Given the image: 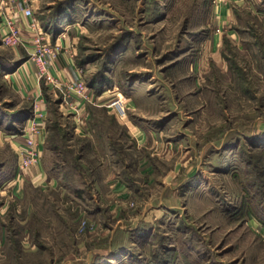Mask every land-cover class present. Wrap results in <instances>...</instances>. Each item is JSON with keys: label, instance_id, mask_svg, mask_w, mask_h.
Wrapping results in <instances>:
<instances>
[{"label": "rangeland", "instance_id": "374dc122", "mask_svg": "<svg viewBox=\"0 0 264 264\" xmlns=\"http://www.w3.org/2000/svg\"><path fill=\"white\" fill-rule=\"evenodd\" d=\"M32 1L93 90L86 110L104 119L94 129L132 145L130 118L154 135L128 154L112 135L113 154L105 136L92 148L71 140L76 97L41 78L45 151L28 168L42 158L47 175L25 178L7 131L35 101L3 70L29 53L0 40V264H264V0ZM118 96L123 115L108 104ZM132 97L144 102L129 111ZM114 180L127 183L124 200Z\"/></svg>", "mask_w": 264, "mask_h": 264}, {"label": "crops", "instance_id": "0c3cea01", "mask_svg": "<svg viewBox=\"0 0 264 264\" xmlns=\"http://www.w3.org/2000/svg\"><path fill=\"white\" fill-rule=\"evenodd\" d=\"M32 4V0H30ZM25 5H28V2L26 0H0V40H1V34L4 32V30L7 29V26L5 25V17L6 16H19L21 17V12L22 9ZM33 5V4H32ZM219 11H221V15L219 14L220 17L222 16H227V13L229 11H227L228 9L224 6H219ZM225 14V15H224ZM24 20V18H22ZM47 33V32H46ZM63 38V37H62ZM62 38L60 36L52 39V44L57 46L59 50V54L57 55V57H52L51 55L48 58V64L47 66H49V68L51 69V72L58 78H60L61 80L65 81H71V82H76L78 79L82 78V74H80L79 69L77 67V65H75L74 63V59L72 58V54L71 51L69 49H67L68 47V43L65 40H62ZM2 67H4L2 65ZM7 71V72H6ZM3 76L5 78H7L9 84H11L12 88L15 90V92L17 94H19L21 97H25V98H30L33 99V101H36L39 104V108L42 109L43 108V99H42V95H43V82H41V78H39V74H38V67L36 66L35 62L29 57L27 56L26 58L22 59L21 61H19L18 64H16V66L14 68H11L9 70H3ZM44 80V79H43ZM47 87V86H46ZM50 87V86H48ZM102 94V93H101ZM104 97L101 96V100ZM105 101L99 102V104L95 105L97 108H99L100 106L106 107V102H108L109 99L104 98ZM127 108L129 111L134 110L136 107L141 106V104L144 101H137L136 98H131V100H127ZM33 103V102H32ZM98 103V102H97ZM107 108V107H106ZM21 111V110H20ZM32 111V109H31ZM22 113V117H23V112ZM78 116H71V121H70V125H69V129L71 131V140L75 137V136H79V137H83L85 136L86 139V143L87 145L92 148L94 145V141H96V144H98V141L101 139L102 137L105 136L103 139L106 142V146L108 147L107 149V153L113 154V151L111 150V146L110 143H113L109 141V145H108V140L111 139V135L112 137H114L115 141H119L117 142L119 144V146H121V152L123 153H129L128 149H131L133 146L136 148H147V144H149V141L151 143V141L153 140L152 137L154 135V131L153 128L148 127L146 122H140V123H136L133 119L131 120L130 118L126 119V122L123 123V128L125 129V131H127V135L129 136V139H131V142H133V146L132 145H126V144H122L123 140L121 139V137L123 136V132L118 133L117 129L113 130V131H108L105 130L104 132H98L97 130H95L94 128V123L93 122H102L104 121L103 117H99L97 118L96 116L90 115L88 114L87 110H86V103L82 105V107L79 108V110L77 111ZM13 120V119H11ZM23 121V118H22ZM38 121V128L44 126L43 125V120L38 117L37 118ZM17 123V122H16ZM26 123V121H23L22 126ZM18 126V124L16 125ZM14 123H10L9 124V130L8 135L9 137H11L10 139V145L18 151L19 147L25 142V136L23 135V133L20 131H16L15 128L16 127ZM43 130V127H42ZM41 130H39V133L37 135H34L35 138L37 139V141H39V143H37L36 148H38V152L40 153V157H42L45 148H44V135L42 134ZM102 135V136H101ZM100 137V138H99ZM84 143V144H86ZM103 144H105L104 142H102ZM83 144V146H85ZM152 144V143H151ZM125 145V146H124ZM102 146V145H101ZM131 151V150H130ZM128 156V155H127ZM130 157V156H129ZM126 158V157H125ZM106 160V159H104ZM104 160L102 161V159L98 162L100 165L102 163H104ZM118 161V159H116ZM123 160V159H122ZM116 161V162H117ZM18 172V166H15V169L13 170V176L16 175ZM25 178L27 177V179H30L31 181H40L43 182L45 179L46 180V175L47 172L42 164V158H41V162H39L37 165H35L34 167L28 168L25 171ZM43 180V181H42ZM116 180L112 181L113 185H116V189H117V198L122 196V198L119 200H124V197H126L128 194H126L127 192L125 191V186L127 185V183H125L124 181L118 180V182L114 183ZM113 195V194H112ZM110 199V198H109ZM172 200L170 199H166L168 202V206H175L173 204L177 203V198L171 197ZM169 200H170V205H169ZM112 201V200H111ZM117 200L114 199L112 201L116 202ZM118 205H112L111 210L112 211H116ZM122 209L124 207H121ZM162 211V210H161ZM159 213V212H158ZM251 221V220H250ZM253 223V221H252ZM261 231H264V227H261Z\"/></svg>", "mask_w": 264, "mask_h": 264}, {"label": "built area", "instance_id": "2783aa9c", "mask_svg": "<svg viewBox=\"0 0 264 264\" xmlns=\"http://www.w3.org/2000/svg\"><path fill=\"white\" fill-rule=\"evenodd\" d=\"M5 25L7 29L1 34V42L7 46H22L29 53V57L36 63L39 69V78H44L46 82L53 83L61 89L66 97H76L75 107L77 111L86 102H94V93L83 79L76 82L63 81L56 77L48 64V56L57 57L59 50L48 40V33L43 32L39 26V22L34 17L32 5H25L19 16H6ZM24 18V20L22 19ZM74 97V98H75ZM67 101V98H64ZM110 104L120 115L124 113V104L119 96L113 99ZM42 117L39 104L35 101L32 108L31 117L26 120L21 132L25 136V142L20 146V154L18 165L21 169L33 166L37 161L39 152L37 146L38 121L37 118Z\"/></svg>", "mask_w": 264, "mask_h": 264}, {"label": "trees", "instance_id": "16d2710c", "mask_svg": "<svg viewBox=\"0 0 264 264\" xmlns=\"http://www.w3.org/2000/svg\"><path fill=\"white\" fill-rule=\"evenodd\" d=\"M43 88H44V90H45V86H43ZM100 90V88L98 87V90L97 91H99ZM31 111L30 110H24L23 111V116H24V118H23V121H26L27 120V118L29 117L28 115H30L31 113H30ZM22 120V119H21ZM21 129H22V125L19 127V129H18V131L20 132L21 131ZM58 136V135H57ZM62 136H63V133H62ZM61 136V138H57L56 137V139H57V141H58V143L60 142L61 144H60V146L59 147H61L60 149L63 151H65L64 153L66 154V156H65V160L67 161L66 162V164L69 166V169L70 168H72L71 166H76L75 165V161H76V157H74V155L71 153L72 151L69 149V147H66L65 146V141H66V138H67V135L65 136V133H64V136L62 137ZM66 137V138H65ZM62 141V142H61ZM64 141V142H63ZM57 143V146L59 145ZM68 160H71L72 161V165L71 164H69V161ZM69 169H68V171H69ZM74 170V169H73ZM72 172H74V171H72ZM261 221H262V223H264V219H260Z\"/></svg>", "mask_w": 264, "mask_h": 264}]
</instances>
